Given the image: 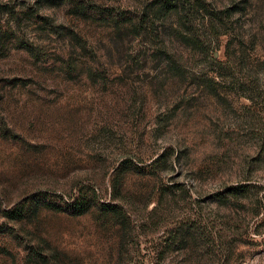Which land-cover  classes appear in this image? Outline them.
Here are the masks:
<instances>
[{
  "label": "rangeland",
  "instance_id": "374dc122",
  "mask_svg": "<svg viewBox=\"0 0 264 264\" xmlns=\"http://www.w3.org/2000/svg\"><path fill=\"white\" fill-rule=\"evenodd\" d=\"M160 1L0 0V264H264V101L215 77L264 0Z\"/></svg>",
  "mask_w": 264,
  "mask_h": 264
},
{
  "label": "trees",
  "instance_id": "16d2710c",
  "mask_svg": "<svg viewBox=\"0 0 264 264\" xmlns=\"http://www.w3.org/2000/svg\"><path fill=\"white\" fill-rule=\"evenodd\" d=\"M188 7H190L189 0H163L152 6L153 11L177 18H181L182 15L189 13ZM241 9L238 5H233L232 7L211 14V18L207 19L214 22V29L217 31L221 30L220 32L218 31L220 35H226L228 33L226 32V27L229 18L237 13H241ZM231 33L233 35L227 34L228 39L224 48V60L216 63L218 72H216L215 77L222 78L223 72L233 70L236 73L235 77L233 74H230L231 80L228 83L223 81V83L229 84L232 91H238L242 97L252 102L254 106H257L258 102L256 100H260V103L264 101L263 85L258 84V80L254 85H248L247 79L244 78L245 75L242 71L247 67H254L259 71L258 73L260 75H264V28L262 30L260 28L258 31L249 30L245 33L243 31H233ZM198 42L196 41V45H198ZM202 45L201 43L197 47L202 52H206L207 47H203ZM160 162H162V159L155 161L154 164L156 165ZM43 205L49 209L51 207L48 204ZM38 208L39 206H36L34 211H37ZM53 208L58 211L56 206ZM90 208L89 196L82 192L81 187L78 190V195L69 199V202H66L65 207L61 211L71 216H80L87 213ZM99 209L104 214H116L115 208L107 204L99 205ZM4 215L11 221H21L27 215V208L25 209L24 206H21L13 210L5 211Z\"/></svg>",
  "mask_w": 264,
  "mask_h": 264
}]
</instances>
